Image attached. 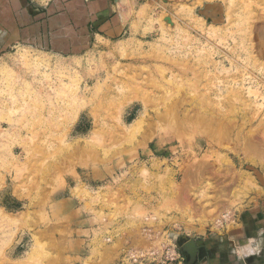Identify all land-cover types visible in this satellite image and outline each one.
Wrapping results in <instances>:
<instances>
[{
    "label": "rangeland",
    "instance_id": "obj_1",
    "mask_svg": "<svg viewBox=\"0 0 264 264\" xmlns=\"http://www.w3.org/2000/svg\"><path fill=\"white\" fill-rule=\"evenodd\" d=\"M125 9L80 55L3 56L0 264H177L264 206V0Z\"/></svg>",
    "mask_w": 264,
    "mask_h": 264
},
{
    "label": "crops",
    "instance_id": "obj_2",
    "mask_svg": "<svg viewBox=\"0 0 264 264\" xmlns=\"http://www.w3.org/2000/svg\"><path fill=\"white\" fill-rule=\"evenodd\" d=\"M139 0H0V61L7 51L25 44L59 56H77L97 40H116L126 32L125 6ZM264 206L241 215L240 224L215 237L194 238L195 259L181 250L177 264H264V250L236 261L234 247L264 242ZM118 225H116L117 229ZM249 240L252 241L250 244ZM139 236H131L137 247ZM119 256V250H116Z\"/></svg>",
    "mask_w": 264,
    "mask_h": 264
},
{
    "label": "clouds",
    "instance_id": "obj_3",
    "mask_svg": "<svg viewBox=\"0 0 264 264\" xmlns=\"http://www.w3.org/2000/svg\"><path fill=\"white\" fill-rule=\"evenodd\" d=\"M264 232V230H261ZM252 241L249 240L250 244H252ZM246 247H250L249 245L239 246L233 248V255L236 257V261H243L246 257L250 255H259L262 250H264V242L257 243L255 242V247L251 248V251L245 252L244 249Z\"/></svg>",
    "mask_w": 264,
    "mask_h": 264
},
{
    "label": "water",
    "instance_id": "obj_4",
    "mask_svg": "<svg viewBox=\"0 0 264 264\" xmlns=\"http://www.w3.org/2000/svg\"><path fill=\"white\" fill-rule=\"evenodd\" d=\"M184 251L189 255L190 259L193 260L196 257L197 249L194 241L190 240L185 244Z\"/></svg>",
    "mask_w": 264,
    "mask_h": 264
},
{
    "label": "bare ground",
    "instance_id": "obj_5",
    "mask_svg": "<svg viewBox=\"0 0 264 264\" xmlns=\"http://www.w3.org/2000/svg\"><path fill=\"white\" fill-rule=\"evenodd\" d=\"M35 59V58H34ZM5 67H4V62H1L0 63V71L2 70V69H4ZM3 71V70H2Z\"/></svg>",
    "mask_w": 264,
    "mask_h": 264
},
{
    "label": "built area",
    "instance_id": "obj_6",
    "mask_svg": "<svg viewBox=\"0 0 264 264\" xmlns=\"http://www.w3.org/2000/svg\"><path fill=\"white\" fill-rule=\"evenodd\" d=\"M179 259H181V257L178 255Z\"/></svg>",
    "mask_w": 264,
    "mask_h": 264
}]
</instances>
